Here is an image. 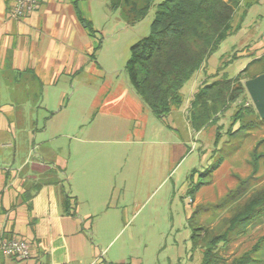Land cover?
<instances>
[{"label": "rangeland", "instance_id": "374dc122", "mask_svg": "<svg viewBox=\"0 0 264 264\" xmlns=\"http://www.w3.org/2000/svg\"><path fill=\"white\" fill-rule=\"evenodd\" d=\"M162 1L156 0L140 21L128 23L120 10L111 8L110 0H79L83 16L98 30L92 38L94 47L101 46L79 75L65 73L56 87L49 86V105L63 117L64 129L36 134L35 139L37 144L44 137L49 140L58 168L46 158L42 176L57 179L62 201L70 204L65 220L78 222L69 240L75 264L91 262H87L93 259L91 245L101 250L92 264L104 258L120 260L110 264H200L205 242L194 247V227H203L209 236L223 233L225 221L264 189V118L247 89L245 99L241 97L227 111H222L223 103L218 104L213 116L218 115V121L199 128L192 125L191 117V103L203 81L216 75L233 78L257 58L261 59L252 64L250 75L264 73V0L247 10L241 28L185 83L182 105L166 117L169 127L149 113L163 131L149 130L146 140L160 141L168 133L174 142L169 147V174H163L158 161L162 145L139 141L144 119L134 120L136 114L128 108L106 107L105 100L119 91L140 99L129 81L126 62L130 47L149 34ZM246 105L250 107L244 117L234 121L239 107ZM154 153L156 159L151 160ZM145 168L152 176H144ZM200 178L207 183L197 193H189ZM263 237L264 217L244 233L232 232L226 243L218 244L217 252L231 262ZM257 259L252 264H264V246Z\"/></svg>", "mask_w": 264, "mask_h": 264}, {"label": "crops", "instance_id": "0c3cea01", "mask_svg": "<svg viewBox=\"0 0 264 264\" xmlns=\"http://www.w3.org/2000/svg\"><path fill=\"white\" fill-rule=\"evenodd\" d=\"M15 1L0 0V238L27 239L31 256L19 260L0 255V264H75L69 254V240L78 222L65 220L68 214L57 179L42 176L46 158L58 168L49 140L43 136L37 144L35 138L36 134L60 133L64 129L63 117L49 105V86L56 87L65 73L77 76L89 67L95 37L82 29L85 27L72 1L73 11L69 8L70 0H41L35 11L22 17L12 15ZM48 30L54 34L48 35ZM105 101L108 109L128 108L136 114L134 120L144 119L139 141L162 145L158 161L163 174H169V147L174 142L168 133L160 141L146 140L144 135L149 130L163 131L151 120L149 106L141 97L120 91ZM158 119L168 125L166 118ZM151 157L155 160L156 153ZM144 170V176H152L149 168ZM91 247L94 254L93 259L87 258L89 264L101 256L100 249ZM98 261L120 263L118 259Z\"/></svg>", "mask_w": 264, "mask_h": 264}, {"label": "trees", "instance_id": "16d2710c", "mask_svg": "<svg viewBox=\"0 0 264 264\" xmlns=\"http://www.w3.org/2000/svg\"><path fill=\"white\" fill-rule=\"evenodd\" d=\"M155 1L110 0V6L113 10H120L128 23H136L148 14ZM258 1L163 0L158 4L149 34L130 47V55L126 62V71L132 87L154 115L163 120L173 109L182 105L181 90L185 83L202 68L205 61L227 37L241 28L247 10ZM73 6L79 22L85 25L89 35L97 37L98 30L94 28L92 21L83 16L79 0H74ZM241 9L243 10L239 15V21L235 24V17ZM100 46L98 44L95 47L91 54L93 58ZM259 59L261 58L252 60L233 78H218L216 75V79L203 83L191 103L194 127L202 128L218 121L219 116L214 118L213 116L218 112L219 103H223L222 111L225 112L234 102L240 101L241 97L245 96L244 79L257 76L250 75V67ZM249 107L250 105L240 106L233 117L234 121L242 119L244 110H249ZM254 111L259 116L255 109ZM220 128H218L216 144L219 142ZM216 169L217 167L213 172ZM206 183L207 181L200 178L189 193H197ZM63 205L68 214L69 201L65 200ZM196 214L197 210L191 214V218ZM262 217H264V189L250 197L232 217L225 221L227 228L223 233L209 236L208 233L202 232L203 227H194L191 237L194 247H199L205 242L200 264H252L259 261L257 255L264 246V237L251 250L231 262H226L219 255L217 247L221 241L226 243L232 232L244 233L254 221Z\"/></svg>", "mask_w": 264, "mask_h": 264}, {"label": "built area", "instance_id": "2783aa9c", "mask_svg": "<svg viewBox=\"0 0 264 264\" xmlns=\"http://www.w3.org/2000/svg\"><path fill=\"white\" fill-rule=\"evenodd\" d=\"M41 0H16L12 9L14 17H22L35 11ZM191 201H193L191 199ZM0 255L11 256L25 260L31 256L30 242L25 238L3 237L0 238Z\"/></svg>", "mask_w": 264, "mask_h": 264}, {"label": "water", "instance_id": "95a60500", "mask_svg": "<svg viewBox=\"0 0 264 264\" xmlns=\"http://www.w3.org/2000/svg\"><path fill=\"white\" fill-rule=\"evenodd\" d=\"M245 86L260 117L264 118V73L246 80Z\"/></svg>", "mask_w": 264, "mask_h": 264}]
</instances>
